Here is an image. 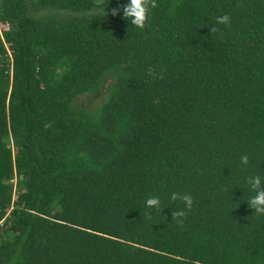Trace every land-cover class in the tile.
<instances>
[{
  "label": "trees",
  "instance_id": "16d2710c",
  "mask_svg": "<svg viewBox=\"0 0 264 264\" xmlns=\"http://www.w3.org/2000/svg\"><path fill=\"white\" fill-rule=\"evenodd\" d=\"M128 2L0 0V264H264V0Z\"/></svg>",
  "mask_w": 264,
  "mask_h": 264
},
{
  "label": "clouds",
  "instance_id": "9594fccd",
  "mask_svg": "<svg viewBox=\"0 0 264 264\" xmlns=\"http://www.w3.org/2000/svg\"><path fill=\"white\" fill-rule=\"evenodd\" d=\"M241 5L238 3L237 7ZM157 7L156 0H129L128 3L121 5L120 8H113L111 14L113 16L119 14L122 11L123 18L128 20L133 26L143 29L148 21V13L150 8ZM105 11V9H104ZM218 25H229L231 23V17L227 14L216 18ZM211 33L215 34L219 31L217 27L210 28ZM249 158L247 155L241 156V164L247 165ZM246 183L250 186L251 190L255 192V195L248 201V206L254 209V213L257 215H264V184L259 175L247 177ZM171 200L181 201L188 211H191L193 204V197L190 194H181L179 192H173L171 194ZM146 207L156 212L161 211V200L159 197L152 196L146 200ZM187 213L181 209L172 212V220L177 224L182 225V217H186ZM150 218V216H149Z\"/></svg>",
  "mask_w": 264,
  "mask_h": 264
},
{
  "label": "rangeland",
  "instance_id": "374dc122",
  "mask_svg": "<svg viewBox=\"0 0 264 264\" xmlns=\"http://www.w3.org/2000/svg\"><path fill=\"white\" fill-rule=\"evenodd\" d=\"M4 28H5V27H4ZM79 102H82V99H81V98H80ZM12 182L14 183V182H15V180H12Z\"/></svg>",
  "mask_w": 264,
  "mask_h": 264
}]
</instances>
